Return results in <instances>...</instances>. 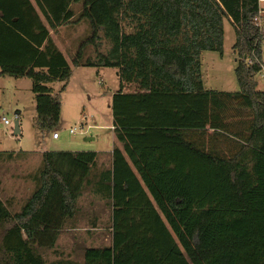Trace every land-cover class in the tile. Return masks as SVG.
I'll list each match as a JSON object with an SVG mask.
<instances>
[{
  "label": "trees",
  "instance_id": "16d2710c",
  "mask_svg": "<svg viewBox=\"0 0 264 264\" xmlns=\"http://www.w3.org/2000/svg\"><path fill=\"white\" fill-rule=\"evenodd\" d=\"M258 11L259 0H0V76L33 81L39 127L59 123L54 83L64 91L75 67H115L122 145L97 175L96 151L44 152L21 210L0 198V264H264ZM226 18L236 33L235 93L202 79V52L223 53ZM80 23L88 33L70 62L51 32ZM127 83L140 90L126 92ZM86 188L112 208V244L86 248L82 262H47L42 251L77 217Z\"/></svg>",
  "mask_w": 264,
  "mask_h": 264
},
{
  "label": "rangeland",
  "instance_id": "374dc122",
  "mask_svg": "<svg viewBox=\"0 0 264 264\" xmlns=\"http://www.w3.org/2000/svg\"><path fill=\"white\" fill-rule=\"evenodd\" d=\"M124 29L133 31L125 24ZM224 29L223 53L215 50L202 52V79L207 89L235 93L240 91L235 74L238 59L234 48L236 33L227 18ZM87 30V25L80 23L63 26L52 34L70 62ZM102 43L101 50L107 54L111 43L105 37ZM88 53L96 56L93 47ZM262 57L264 63V45ZM257 80L259 88L264 90V79L258 75ZM52 86L56 93L62 95L60 119L53 130H43L38 125L33 81L27 77L0 76V198L12 212L20 211L36 189V182L29 175L40 167L43 152L104 151L105 155L112 152L113 95L121 86L118 69L86 65L75 67L64 91H61L62 83L56 82ZM124 86L126 92L139 90L136 83ZM4 118L9 119L10 124H5ZM16 119L21 129L19 133L15 132ZM74 127L78 130L76 134H71L70 129ZM54 131L59 132L58 140L53 138ZM211 132L212 129L208 128V134ZM119 148L122 149V146ZM112 158L113 168L115 155ZM79 205L81 210L75 223L69 221L66 224L54 248L42 251L47 262L60 258L82 262L86 248L112 244V208L108 202L91 188H86Z\"/></svg>",
  "mask_w": 264,
  "mask_h": 264
},
{
  "label": "crops",
  "instance_id": "0c3cea01",
  "mask_svg": "<svg viewBox=\"0 0 264 264\" xmlns=\"http://www.w3.org/2000/svg\"><path fill=\"white\" fill-rule=\"evenodd\" d=\"M63 28V27H61ZM59 28L58 31L61 29ZM56 31V32H58ZM55 31H52L51 32V35L54 33ZM61 49V48H60ZM69 60V59H68ZM137 84V83H136ZM138 85V84H137ZM125 87V86H124ZM140 90V89H139ZM138 90V91H139ZM20 127V125H19ZM113 129H114V126H113ZM21 130V129H20ZM56 132V131H54ZM60 138V135L58 138H54L56 140H58ZM89 139V138H88ZM121 143L117 140L116 138V134H115V131H114V145H113V148H112V152H111V155H105V152L104 151H96L98 153V156H97V164L96 166L94 167L93 169V175H97L99 174L100 172H102L103 170L105 169H111L112 168V165H113V155H114V152L117 150V148L121 147ZM44 153V152H43ZM42 153V155H43ZM42 165V157H41V164L40 166ZM30 176V175H29ZM77 218V217H76ZM73 222L76 221V219H73L72 220ZM72 222V224H73ZM75 223V222H74Z\"/></svg>",
  "mask_w": 264,
  "mask_h": 264
},
{
  "label": "built area",
  "instance_id": "2783aa9c",
  "mask_svg": "<svg viewBox=\"0 0 264 264\" xmlns=\"http://www.w3.org/2000/svg\"><path fill=\"white\" fill-rule=\"evenodd\" d=\"M263 4H264V0H259V11H258V14L255 16L254 21H255L256 26L259 28V30L264 33V6ZM259 75L264 79V65H262V70L259 73ZM3 120L5 124L7 125L10 124L9 119L4 118ZM77 130L78 129L76 127L71 128L70 133L76 134ZM58 137H59V132L57 131L54 132L53 138H58Z\"/></svg>",
  "mask_w": 264,
  "mask_h": 264
},
{
  "label": "water",
  "instance_id": "95a60500",
  "mask_svg": "<svg viewBox=\"0 0 264 264\" xmlns=\"http://www.w3.org/2000/svg\"><path fill=\"white\" fill-rule=\"evenodd\" d=\"M15 123H16L15 132L19 133V132H20V127H19V120H18V119H16ZM86 139H88V138H86ZM89 139H92V138H89Z\"/></svg>",
  "mask_w": 264,
  "mask_h": 264
}]
</instances>
